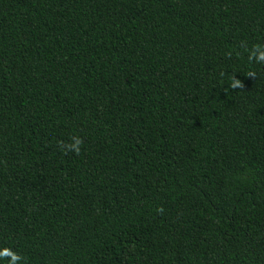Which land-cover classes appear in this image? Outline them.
I'll list each match as a JSON object with an SVG mask.
<instances>
[{
    "label": "trees",
    "instance_id": "obj_1",
    "mask_svg": "<svg viewBox=\"0 0 264 264\" xmlns=\"http://www.w3.org/2000/svg\"><path fill=\"white\" fill-rule=\"evenodd\" d=\"M257 49L264 0H0V264H264Z\"/></svg>",
    "mask_w": 264,
    "mask_h": 264
},
{
    "label": "clouds",
    "instance_id": "obj_2",
    "mask_svg": "<svg viewBox=\"0 0 264 264\" xmlns=\"http://www.w3.org/2000/svg\"><path fill=\"white\" fill-rule=\"evenodd\" d=\"M253 56L255 57V59L257 60V61H264V50H260V49H257L254 53H253ZM252 57H250V59H251ZM232 87H240L241 85H240V81H238V80H235L234 81V83L231 85ZM79 144H80V140L77 138V139H75V142H74V144L71 146L73 149H76V150H78V146H79ZM16 259H18L17 257H16ZM15 259V260H16Z\"/></svg>",
    "mask_w": 264,
    "mask_h": 264
}]
</instances>
